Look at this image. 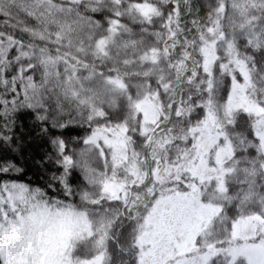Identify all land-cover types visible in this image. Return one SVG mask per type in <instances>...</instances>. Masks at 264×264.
I'll return each instance as SVG.
<instances>
[{
  "label": "snow or ice",
  "instance_id": "1",
  "mask_svg": "<svg viewBox=\"0 0 264 264\" xmlns=\"http://www.w3.org/2000/svg\"><path fill=\"white\" fill-rule=\"evenodd\" d=\"M0 264H264V0H0Z\"/></svg>",
  "mask_w": 264,
  "mask_h": 264
}]
</instances>
